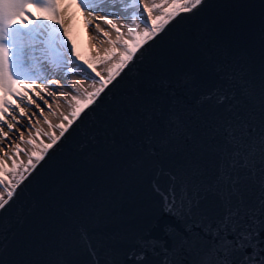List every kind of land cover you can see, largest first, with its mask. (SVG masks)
I'll return each mask as SVG.
<instances>
[{
  "label": "water",
  "instance_id": "1",
  "mask_svg": "<svg viewBox=\"0 0 264 264\" xmlns=\"http://www.w3.org/2000/svg\"><path fill=\"white\" fill-rule=\"evenodd\" d=\"M262 113L264 0L182 13L24 174L0 212V264H198L199 246L181 251L191 224L164 207L157 174L214 181L227 124L259 130ZM258 180L243 182L250 204Z\"/></svg>",
  "mask_w": 264,
  "mask_h": 264
},
{
  "label": "snow or ice",
  "instance_id": "2",
  "mask_svg": "<svg viewBox=\"0 0 264 264\" xmlns=\"http://www.w3.org/2000/svg\"><path fill=\"white\" fill-rule=\"evenodd\" d=\"M206 0H71L65 6L64 0H0V137L7 139L8 133L15 130L20 118L29 120L30 131L32 119L22 104L35 106L41 114L43 109L36 103L38 98L46 107L45 95L53 92L46 85H56L59 76L65 80V86L70 87L78 95L71 96L68 101L72 105L70 113L63 116L58 125L63 136L73 121L94 103L107 85L127 66L135 53L148 41L162 32L166 25L182 13H192L198 10ZM75 6L86 11L90 16L103 11V22L117 34V40L111 41L113 47L99 60V64L107 65V79L99 71L96 63L84 60L71 34L68 32L65 20L66 9ZM124 9H127L125 11ZM112 17V18H110ZM130 21L123 25L128 29L130 39H124L125 33L116 20ZM139 20L144 28L140 31ZM91 23V21H88ZM95 27L105 37L110 33ZM116 45L122 46L119 51ZM118 57V60L116 59ZM85 76L92 80L93 91L81 89L84 86L79 80L69 84L71 74ZM67 74V75H65ZM227 97L220 96L218 102L224 103ZM74 102V103H73ZM51 127V122L44 117ZM7 128L8 132L4 131ZM42 135L36 129V137ZM52 143L43 145V152L52 148L59 137L52 133ZM226 141L229 148L225 149L221 164L214 181L202 182L198 177H181L176 174L159 170L154 182V191L160 196L164 207L170 214L177 213L191 228L192 233L183 241L185 247L181 251L187 253L198 246L203 251L198 264H264V113L261 126H256L240 118L239 123L229 122L225 127ZM20 140L24 141L21 131ZM33 149L36 139L26 141ZM11 157L5 154L0 159V187L6 190L0 193V212L14 196V190L23 182L25 173L30 167L35 168V161L44 159L43 152L31 151V155L21 171L23 162L17 158L24 151L19 144ZM11 160L12 167H7ZM243 170V175L241 174ZM20 180L17 181L16 177ZM259 176V195L255 202L249 203L244 196L243 182ZM11 177V178H9ZM213 214H209L201 205L209 201ZM202 234V235H201ZM2 236V233H0ZM4 245L0 243V251ZM248 249H252L248 252ZM139 259H142L140 257ZM139 259L137 264H139ZM165 264H177L176 261H165Z\"/></svg>",
  "mask_w": 264,
  "mask_h": 264
},
{
  "label": "bare ground",
  "instance_id": "3",
  "mask_svg": "<svg viewBox=\"0 0 264 264\" xmlns=\"http://www.w3.org/2000/svg\"><path fill=\"white\" fill-rule=\"evenodd\" d=\"M70 2L71 0H64L65 6ZM157 2H159V0H157ZM124 10L127 11V9ZM104 14L105 13L103 11H98L94 15L90 16L86 11L77 8L74 3L71 9H66L65 11L66 27L68 28V32L73 38V42L76 45L77 51H79L80 56L83 58V54L85 52L87 53L86 48L88 45L91 52L90 54L85 56V59H83L89 61L90 63H96L98 65L97 71H99L101 75L113 61L107 65H102L99 64V60L103 58L106 52L113 47V43H111V41L117 40V34L115 33V31L103 22ZM88 21H91V23H89ZM116 23L122 26V31L125 33L124 39H130V37L127 35L128 29L126 27H123V25L130 23V21L119 19L116 20ZM136 23L140 24L141 31L144 25L139 20H137ZM96 24H99L100 28L108 31L110 33V36L108 38H105L95 27ZM116 47L119 51H122L123 49L120 45H116ZM53 78L58 79L59 83L56 85H46V87H49V90L51 92H53L54 90V95H52L53 98H51V96L45 95V100L48 102L50 100L54 109L48 113L49 118L52 119L53 122H57L63 121L64 114L68 113L69 109L72 108V105L69 104L68 101L71 100V96L78 95V93L72 91L70 87H66L64 80H61L59 76ZM77 80H79L80 83L84 86V88L81 89V94L84 89H88L89 85L92 83V80L87 79L85 76L76 75L74 73L71 74V79L68 83L75 84ZM92 84L91 86H93ZM53 87H57L58 89ZM33 98L36 99V102L39 100L36 97ZM47 98L50 99L48 100ZM21 106L25 107L26 111L29 112L30 106H28L27 104H22ZM63 122L67 124V121ZM4 131L8 132V129L5 128ZM1 139L2 137H0V142Z\"/></svg>",
  "mask_w": 264,
  "mask_h": 264
},
{
  "label": "rangeland",
  "instance_id": "4",
  "mask_svg": "<svg viewBox=\"0 0 264 264\" xmlns=\"http://www.w3.org/2000/svg\"><path fill=\"white\" fill-rule=\"evenodd\" d=\"M100 15H102V14H100ZM143 28L141 29V31L143 30ZM86 51H87V53L85 52L83 54L84 59H85V56H87L91 52L88 45H87ZM116 59L118 60V57ZM115 62L116 61L113 60L112 63H115ZM111 64L108 67H111ZM104 73H102V76L105 79H107L106 69H105ZM65 75H67V74H65ZM61 80H64V79L61 78ZM64 82H65V80H64ZM91 84L89 85V88H88L89 90L86 89L87 91H93L94 87H97V88L100 87V85L98 83L95 84L94 87L91 86ZM53 88L58 89L57 87H53ZM90 88H91V90H90ZM53 92H54V90H53ZM2 95H3V93H0V96H2ZM51 98H53V97L51 96ZM47 99L49 100L50 98H47ZM36 103L39 104L40 108L43 109V114H41V112L35 106L29 107V112H27L28 115L32 116L33 113H35V116L33 117L32 121H31V123H32L31 130L30 131H24V129L29 128V120L27 118H22V119L20 118V122L17 124L16 129L9 132L8 138L7 139L2 138L1 142H0V146H1V148H0V151H1L0 152V159H4L5 154H7V156L11 157L13 155V153H15V151H16V148H15L16 144H19L21 146V148L24 149V151L17 158L18 163L21 161L23 162V165L21 167V171H22L23 166L27 165V161L31 155L32 150H36L38 152H43V145H42L41 141H43L44 144L52 143L51 136L50 135L45 136V135H43V133H49L50 134L52 132H55L56 136L59 135L60 129L58 128V125L61 122H63V121L53 122L52 119L49 118L48 113L51 112L52 110H54L50 100H49V102L47 101V104L51 105V109L46 107L45 104L40 100H38ZM71 111H72V108H70L68 113H66L64 115H68L69 118H71V116H70ZM44 117H47V119L51 122V125L53 124L51 127L49 126L48 123L45 122ZM36 129H39L41 131L42 135L40 137H36ZM21 131L24 132V141L20 140L19 134ZM29 139H36V148L35 149H33V147L31 145L26 143V141H28ZM33 162H35V158H33ZM7 167H9V168L12 167L11 160L7 161ZM9 178H11V177H9ZM19 178L20 177L17 176L16 180L18 181ZM0 193H5V197H6V190L3 187H0Z\"/></svg>",
  "mask_w": 264,
  "mask_h": 264
}]
</instances>
